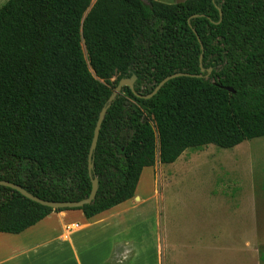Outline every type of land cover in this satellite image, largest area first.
<instances>
[{
	"label": "trees",
	"instance_id": "obj_1",
	"mask_svg": "<svg viewBox=\"0 0 264 264\" xmlns=\"http://www.w3.org/2000/svg\"><path fill=\"white\" fill-rule=\"evenodd\" d=\"M84 48V49H83ZM201 57V60H200ZM210 71V72H209ZM168 81L150 99L153 89ZM109 103L88 172L101 109ZM227 89H231L229 92ZM264 137V0H8L0 8V233L49 214L93 218L131 200L140 175L188 148Z\"/></svg>",
	"mask_w": 264,
	"mask_h": 264
},
{
	"label": "crops",
	"instance_id": "obj_2",
	"mask_svg": "<svg viewBox=\"0 0 264 264\" xmlns=\"http://www.w3.org/2000/svg\"><path fill=\"white\" fill-rule=\"evenodd\" d=\"M252 140L229 149L214 145L188 148L173 163L145 168L141 175L149 172L151 195L148 190L144 196L137 184L131 200L93 218L86 219L77 210L53 212L19 234L0 233V264H258L257 240L264 235L258 234L257 206H263L264 199L257 198L251 166L236 161L250 151L243 143ZM167 165L174 170L165 174L163 166ZM191 167H207L213 180L206 188L188 192L184 203L204 205L208 226L203 230L192 223L195 233L177 234L167 222L160 238L148 218L152 226L147 232H131L140 211L156 196L155 189L162 184L168 190L175 187L182 175L193 170ZM233 180L235 185L227 184ZM148 209L155 213L153 206ZM230 209H235L246 225L244 231L222 220L221 210L228 213ZM149 241L151 249L146 245Z\"/></svg>",
	"mask_w": 264,
	"mask_h": 264
},
{
	"label": "rangeland",
	"instance_id": "obj_3",
	"mask_svg": "<svg viewBox=\"0 0 264 264\" xmlns=\"http://www.w3.org/2000/svg\"><path fill=\"white\" fill-rule=\"evenodd\" d=\"M8 0H0V8L7 2ZM95 0H91V4L94 3ZM148 1H156L164 4H174L183 2L184 0H143L144 3H148ZM84 49V48H83ZM243 144H248L250 151L246 153L244 156H239L236 161L239 165L243 163H248L252 168V175L254 179V183L256 185V194L257 198L264 199V138L252 140L250 142H246ZM242 145V144H241ZM240 145V146H241ZM237 148V147H236ZM235 148V149H236ZM234 149V150H235ZM233 150V151H234ZM251 161V163H250ZM237 164V165H238ZM172 166H163V170L165 174H168L169 171H173ZM174 167V166H173ZM193 170L188 175H182L179 178V183L175 185V187H171L169 190L165 188V184L159 186V189L156 190V196L152 198L151 202L144 207L143 210L140 211L139 219H137L135 225L130 228H134L133 231H136L137 234H140L143 230L145 232L152 226V222L149 220H153L155 234L163 235L164 227L167 222H170V230L173 232L180 233H189L193 232L191 229V224H197V227H201L203 230L208 226V214L206 210H204L203 206H192L186 205L185 196L188 192H193L200 186H204V188L210 186L213 183L211 177L207 174V167L204 168H195L191 167ZM203 169V170H200ZM207 171V172H206ZM148 171L144 172L140 179L138 185H140V190L144 196L148 194H152L151 186L152 181L148 180ZM232 181V180H231ZM234 181V180H233ZM224 182H221L222 184ZM228 185H235L234 182H227ZM167 185V183H166ZM145 188V189H144ZM188 190H187V189ZM176 191L178 193V199L176 195ZM161 196V197H160ZM182 202V204L180 203ZM155 210V213L149 211V207ZM258 208V234L264 235V224H260L262 220H264V205L257 206ZM151 215V217H150ZM154 216V218H153ZM220 216V210H219ZM159 217V218H158ZM149 218V219H148ZM221 218L225 220L229 225L233 228L235 227L238 231H244L246 225L242 223L238 215H236L235 209H230L228 213L225 210H221ZM155 219V221H154ZM200 230V229H199ZM195 233V232H193ZM201 233V232H198ZM135 234V233H134ZM137 236V235H136ZM155 235V239H156ZM146 245L150 249L152 248L151 242H147ZM158 249V247L155 246ZM257 259L258 264L264 263V237L257 240Z\"/></svg>",
	"mask_w": 264,
	"mask_h": 264
},
{
	"label": "water",
	"instance_id": "obj_4",
	"mask_svg": "<svg viewBox=\"0 0 264 264\" xmlns=\"http://www.w3.org/2000/svg\"><path fill=\"white\" fill-rule=\"evenodd\" d=\"M200 60H201V57H200ZM181 76H188V75H186V74H173L171 76H168V77L164 78L153 89V91L148 96H140V97L143 99H146V100L152 98L160 90V88L162 86H164V84H166L168 81H170L174 78H178ZM135 80H136L135 76H132L130 79L120 80L118 82V84L116 85L115 89L113 90L107 104L101 109V111L98 115V119H97V122H96V125L94 128L93 137H92V141H91V145H90V149H89V153H88V172L90 174H91L92 167H93V153H94L96 145H97V140H98L101 124L103 122L106 111L109 108V103L115 99V97L120 93L121 89L124 87L129 88L131 91H134ZM227 90L229 92H232L231 89H227ZM0 187L11 189V190L19 193L25 199H27L33 203H36L40 206L50 208L52 210L79 209V208H82L83 206L89 205L94 200L96 192H97V180H96V178H93L91 180V190H90L88 197L81 200V201H77V202H48V201H44V200H41L39 198L32 196L31 194L27 193L25 190H23L19 186L13 185V184L8 183L6 181H0Z\"/></svg>",
	"mask_w": 264,
	"mask_h": 264
}]
</instances>
